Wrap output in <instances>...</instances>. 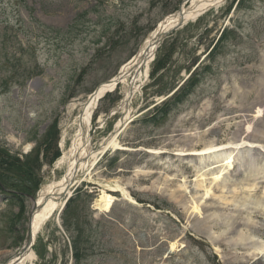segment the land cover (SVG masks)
<instances>
[{"label": "rangeland", "instance_id": "374dc122", "mask_svg": "<svg viewBox=\"0 0 264 264\" xmlns=\"http://www.w3.org/2000/svg\"><path fill=\"white\" fill-rule=\"evenodd\" d=\"M185 1L0 0V147L24 153L27 143L32 148L50 132L56 135L51 144L59 151L52 158V150L40 147L38 184L22 204L19 197L3 202L0 191V264L19 246L17 232H25L30 197L63 175L66 164L56 160L70 145L81 103ZM189 4L187 0L185 9ZM141 81L131 98L132 115H148L126 125L119 138L127 149L101 154L92 167V182L75 186L65 205L41 225L32 264H264V219L238 215L245 207L227 204L231 218L263 229L250 234L255 238L246 247H224L236 233L221 236L226 229L214 213L225 206L217 197H204V187L196 185L191 164L198 157L189 156L192 162H187L173 156L168 161L155 153L200 151L206 142L233 146L246 140L244 134L216 129L214 123L232 101L234 89L237 106L257 102L264 84V0H223L186 21L164 39ZM129 82L127 78L97 102L92 114L94 148L122 116L121 109L108 114L123 99ZM225 91L227 97H222ZM246 115L253 120L251 127L264 133L263 115L258 124L255 110ZM206 130L210 132L203 133ZM257 135L255 143L264 152V134H250ZM136 166L150 173L134 177ZM183 179L187 188L179 191ZM97 180L118 181L134 201L112 191L110 208L98 209ZM254 194L261 201L259 192ZM238 196V201H252L243 192ZM194 203L200 213L192 209ZM259 205L264 211V204ZM243 229L239 232L246 234ZM173 242L176 249L170 251Z\"/></svg>", "mask_w": 264, "mask_h": 264}, {"label": "bare ground", "instance_id": "6f19581e", "mask_svg": "<svg viewBox=\"0 0 264 264\" xmlns=\"http://www.w3.org/2000/svg\"><path fill=\"white\" fill-rule=\"evenodd\" d=\"M222 1L223 0H190L188 9H181L180 11L181 20L182 22L190 19L192 20L203 11H206L209 8L218 7ZM178 17L179 14H170L159 22L158 26L145 38L136 54L121 65L119 68V75L117 74V76L115 75L111 77L110 80L100 83L94 94L89 95L85 102L81 103L80 112L74 120L76 123L75 133L71 138L68 149L62 153L57 162L58 164H66L64 173L60 178L52 179L44 183L40 188L37 197V203L40 205L38 206L37 211L32 215V229L34 236L40 230L41 225L63 205L65 199L53 198L55 194L66 191V196H69L72 189L78 184L82 182H92V167L95 165L97 158L107 150L114 151L127 149V147L121 142L119 135L130 120H136L140 116V114L137 116L132 115V108L130 105L134 93L140 90L141 85L137 82L142 83V77L145 78L147 76L149 63L153 58V51L158 43V35L163 32V28L171 27L179 22ZM127 78L130 79L129 86H127L122 103L119 105V109L122 110V116L115 122L112 131L107 136L101 138L94 148L91 140L93 134L92 131H94L92 126V114L97 102L104 93L114 91L116 89V84L119 85L120 83H125ZM258 91L261 96L259 94L257 95L256 103H250V106H237L234 97H237L238 90L234 89L232 101L225 106L224 113L218 116L216 118L217 121L214 123L216 129H222V127L226 130L233 129V134H244L243 138L246 140L241 139L242 142L239 141L238 143H234L233 146L232 144L230 145V143L217 146V143L214 144L212 141L206 142L200 151L192 149L191 151L179 150L175 153L166 150L155 152L158 153L159 157L167 158L168 161H171L173 156H178L180 161L187 160V162H192V160L186 159L189 156L198 157V160H193L194 162L191 164L192 168L196 171L195 181L198 182L196 185L201 188L204 187V197L208 195L217 197L220 204L225 206V208L222 209V212L214 213L222 220L219 225L224 226L226 229L224 235L221 236L236 233V239L232 240L229 244L223 245L224 247L232 246L236 249L246 247L247 245H250V239L253 240V238H255L254 234L253 236L250 234L252 232H261L263 229L261 226L255 227L254 225H245L238 221L237 218H231L230 214L232 211L227 214L228 209L226 208L227 204L234 203L235 206L238 205V207H245L239 211L238 215L244 214L248 216V219H251L252 217H257L261 220L264 219L262 205H259L264 204V152L258 148V143H255L259 142L260 136H250V134L264 133L261 129L251 127V122L253 120L246 119V117L249 116L246 114L253 112V110H255L254 118L256 124L260 122L261 115H263L262 118H264V84L259 86ZM227 94L228 91L223 92L222 97H227ZM229 120L235 121V124L231 126L225 124ZM97 121L101 123L103 120L101 117H98ZM209 132L210 131L208 130L203 131L205 134ZM198 134H201V132ZM249 137L252 139H248ZM197 141L199 142V140ZM30 146L31 144L27 143L24 147L25 150H28ZM243 147H247L245 151ZM236 149H240V151L234 154ZM79 158L81 160H79ZM160 160H162V158H160ZM143 173L147 175V173L150 172L146 169L143 170L141 166H136L133 169L134 177H138ZM208 174L209 178L206 179V175ZM68 178H72L71 183L67 181ZM167 180L172 179L169 177ZM97 182L101 185V194L95 203L98 209L107 211L110 208L114 197L108 192L112 191L121 192L123 196L134 201L118 181L109 180L102 182L97 180ZM177 188L179 191L187 188L185 179L178 183ZM226 188H229V190H227V192L230 193L229 196L224 194L226 193ZM239 192H243L246 197H251L250 199L252 201H247V199L238 201ZM258 192L262 196L260 197L262 202L255 197L257 195L254 193ZM251 202L258 204H254V206H256L255 208L248 207L247 205H250ZM192 209L198 213L201 212L200 208L195 203ZM214 222L215 221H213V224ZM242 227L246 229V234L239 232L242 230ZM205 229L211 228L206 227ZM199 230L204 233V230L201 227ZM224 239L225 237L219 240L221 241ZM169 248L170 251H174L176 249V243H171ZM262 251H264L263 246ZM13 258L14 256L11 257L7 264H10ZM35 258L34 252L30 250L23 254L22 258H19L20 260L15 259L13 264H26L27 262L32 264Z\"/></svg>", "mask_w": 264, "mask_h": 264}, {"label": "trees", "instance_id": "16d2710c", "mask_svg": "<svg viewBox=\"0 0 264 264\" xmlns=\"http://www.w3.org/2000/svg\"><path fill=\"white\" fill-rule=\"evenodd\" d=\"M53 125L55 126V124ZM53 139H56V135L47 132L46 137L40 141L39 145L22 158L12 155L0 147V179L3 181L0 184V191L4 193L5 202L12 203L16 201L15 198L19 197L18 202L22 204L25 195L33 194L38 184L37 170L41 162L40 147L44 146V149L48 147L52 150L54 153L52 158L58 155L57 148L51 144Z\"/></svg>", "mask_w": 264, "mask_h": 264}, {"label": "water", "instance_id": "95a60500", "mask_svg": "<svg viewBox=\"0 0 264 264\" xmlns=\"http://www.w3.org/2000/svg\"><path fill=\"white\" fill-rule=\"evenodd\" d=\"M181 6H179L178 10L176 11V13L179 14V22H177L176 24H174L173 26L171 27H166V28H163V32H161L159 35H158V43H157V46L155 47V50L153 51L155 53L156 49L161 45V43L163 42V39L168 35L170 34L172 31L178 29L181 25H182V18L180 17V11H181ZM153 53V54H154ZM122 103V102H121ZM117 110V107H114L111 111H109V114L108 116L112 115L115 111ZM140 116H143V115H140ZM69 183H71L72 181V178H68ZM66 191L62 192V193H59L58 194V197L59 198H62L64 197ZM32 200V208H31V215L35 212L36 210V204H35V200L34 198H31ZM32 245V229H31V223L29 222V226H28V230H27V237H26V241L24 243V245L18 250V252H16V255L17 256H21L23 253H25L26 251H28L30 249Z\"/></svg>", "mask_w": 264, "mask_h": 264}]
</instances>
